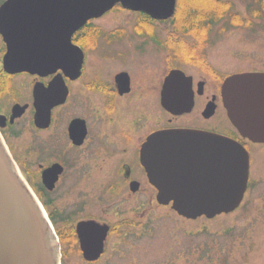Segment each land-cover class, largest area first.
Listing matches in <instances>:
<instances>
[{"label": "flooded vegetation", "instance_id": "af4514ba", "mask_svg": "<svg viewBox=\"0 0 264 264\" xmlns=\"http://www.w3.org/2000/svg\"><path fill=\"white\" fill-rule=\"evenodd\" d=\"M8 1L0 0V9ZM178 10L176 0L170 18L156 19L118 4L89 20L72 37L83 55L80 67L9 72L0 34V136L53 225L60 264H217L213 231L209 242L180 241L190 235L186 222L202 225L208 219H187L158 199L142 162L143 148L155 134L187 130L201 136L188 140L187 167L212 163L214 136L242 144L250 155V179L241 208L251 195L259 166L253 150L264 155V144L243 138L230 122L222 86L232 75L264 68L220 77L208 50L222 36L209 34L195 60L210 75L187 73L170 58L171 40L178 35L152 32L175 26ZM117 11L135 16L137 33L100 25ZM142 25L147 30H138ZM150 53L157 59L148 63ZM175 72L185 77L170 83ZM169 105L184 108L173 113ZM169 237L155 247L153 239Z\"/></svg>", "mask_w": 264, "mask_h": 264}, {"label": "water", "instance_id": "95a60500", "mask_svg": "<svg viewBox=\"0 0 264 264\" xmlns=\"http://www.w3.org/2000/svg\"><path fill=\"white\" fill-rule=\"evenodd\" d=\"M176 0H9L0 9V34L7 44L4 66L9 72L34 68L80 67L83 55L73 35L117 4L156 19L170 18ZM184 75L173 73L169 82ZM228 117L241 135L264 143V74L228 78L222 88ZM175 113L183 106L169 105ZM196 132L173 130L152 136L142 162L163 204L173 202L181 216L213 218L235 211L249 180V154L222 136L212 163L187 167L183 156ZM215 145V144H214ZM197 150V147L194 148ZM196 152V151H193ZM82 241L85 229L80 228ZM0 264H60V245L40 202L21 176L0 136Z\"/></svg>", "mask_w": 264, "mask_h": 264}, {"label": "rangeland", "instance_id": "374dc122", "mask_svg": "<svg viewBox=\"0 0 264 264\" xmlns=\"http://www.w3.org/2000/svg\"><path fill=\"white\" fill-rule=\"evenodd\" d=\"M246 4L237 2L236 12L245 15ZM135 16L124 12L117 11L108 14L100 25L107 31L114 30L116 27H123L126 33H137L135 29ZM244 21V19L242 20ZM234 25L228 22V27L224 28L225 24H218L211 34L222 36L217 39V44L208 50V57L212 65H216L218 73L224 78L227 75L236 73L238 70L249 71L254 68H264V19L254 21L253 26L241 24V20H235ZM155 33L172 32V27L168 30L155 27ZM138 30H147V27L138 26ZM178 41L183 40L190 45L194 43L191 36L178 35ZM207 34L204 43L208 41ZM178 41L170 43V58L176 60L178 65H185L183 68L189 74L209 76L207 68H201L196 62L199 59L200 48L197 46H189V50L196 54L194 59L184 60L179 58L174 49ZM178 48L180 47V43ZM177 48V47H176ZM92 50V49H91ZM99 54L98 50L95 52ZM98 57V56H97ZM155 56H148V63H151ZM197 58V59H196ZM157 59V58H155ZM161 59V58H159ZM196 59V60H195ZM176 65V66H178ZM212 71V70H211ZM203 75V76H204ZM255 154V162L259 165L253 171V177L257 180L253 182V187L250 192L249 199L245 205L237 212L218 217L213 221H206L202 225L200 223L186 222V234L181 237L180 241L185 242H209L211 231L214 232L216 242L217 264H264V155L260 151L253 150ZM262 182H261V181ZM172 222H168L170 225ZM202 227V234L200 229ZM166 234L164 231H162ZM191 233H196L200 237H194ZM183 236V234H181ZM170 240V237L162 240V238L153 239L155 247H162V243ZM157 241V242H156ZM158 256V255H157Z\"/></svg>", "mask_w": 264, "mask_h": 264}, {"label": "trees", "instance_id": "16d2710c", "mask_svg": "<svg viewBox=\"0 0 264 264\" xmlns=\"http://www.w3.org/2000/svg\"><path fill=\"white\" fill-rule=\"evenodd\" d=\"M238 1L246 4L245 15L236 12ZM177 14V21L175 26H172L171 33L191 36L194 43L190 45V42L180 40L173 43L174 49L179 58L189 60L196 57V54L189 50V46L201 44L205 35L211 34L220 24L226 23L224 28H227L228 22L231 21L234 25L235 20H241L242 25L250 27L254 21L264 19V0H179ZM177 43H180L179 48Z\"/></svg>", "mask_w": 264, "mask_h": 264}, {"label": "bare ground", "instance_id": "6f19581e", "mask_svg": "<svg viewBox=\"0 0 264 264\" xmlns=\"http://www.w3.org/2000/svg\"><path fill=\"white\" fill-rule=\"evenodd\" d=\"M62 228V227H61ZM63 238V237H62ZM64 239V238H63Z\"/></svg>", "mask_w": 264, "mask_h": 264}]
</instances>
